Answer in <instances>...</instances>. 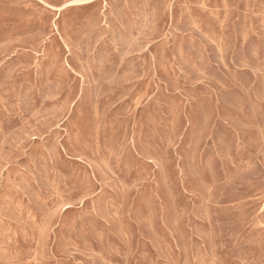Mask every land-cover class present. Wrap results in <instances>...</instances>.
<instances>
[{"label":"rangeland","instance_id":"374dc122","mask_svg":"<svg viewBox=\"0 0 264 264\" xmlns=\"http://www.w3.org/2000/svg\"><path fill=\"white\" fill-rule=\"evenodd\" d=\"M0 264H264V0H0Z\"/></svg>","mask_w":264,"mask_h":264}]
</instances>
